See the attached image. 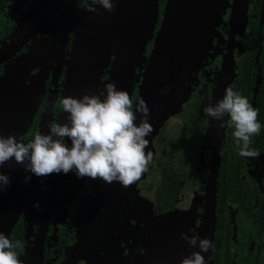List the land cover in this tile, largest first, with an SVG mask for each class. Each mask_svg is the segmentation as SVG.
Wrapping results in <instances>:
<instances>
[{"label":"flooded vegetation","instance_id":"flooded-vegetation-1","mask_svg":"<svg viewBox=\"0 0 264 264\" xmlns=\"http://www.w3.org/2000/svg\"><path fill=\"white\" fill-rule=\"evenodd\" d=\"M234 2L229 0L213 34L190 98L154 138L153 159L131 201L114 193L115 182L79 178L75 170L37 177L14 158L0 168L31 176L9 237L13 244H23L21 260L66 264L80 255L74 264H142L138 248L145 250L149 244L136 242L141 237L152 239L158 229L165 243L177 240L178 255L185 257L200 249L181 233L192 236L195 229L214 245L202 253L207 264H264V0L248 1L246 21L234 18ZM166 3L159 0L156 32ZM91 6L92 0H0V115L16 105L11 119H0V134H15L27 143L36 133H50L53 120L68 123L60 101L88 93L83 87V79L89 80L83 58L75 61L74 55L77 30L83 29ZM154 40L155 35L146 45L147 57ZM114 59L115 55L107 62L93 94L111 82ZM142 70L138 67L137 72ZM77 77L80 80L72 83ZM133 84L134 107L140 81ZM233 84L234 91L258 111L261 129L249 148L259 152V158L239 154L242 142L234 137L235 126L227 122L228 116L221 128L220 121L204 113L209 102L217 103ZM37 99L30 125L19 134L24 103L31 105ZM65 142L71 146L70 138ZM113 198L116 227L95 263L89 245L96 232L108 231ZM161 253L167 255V244L161 243Z\"/></svg>","mask_w":264,"mask_h":264},{"label":"water","instance_id":"water-1","mask_svg":"<svg viewBox=\"0 0 264 264\" xmlns=\"http://www.w3.org/2000/svg\"><path fill=\"white\" fill-rule=\"evenodd\" d=\"M120 1H123L120 7L123 11L118 13L117 17L119 21L120 17L129 11H131V16L134 19V23L130 28L132 30L129 34L130 38L128 37L127 39L129 42L131 39L133 46L127 49L121 58H119V49L114 50L113 48L106 53L100 64L88 66L87 74L89 75V80H83V87L87 89V94H93L99 85L103 70L107 67V62L111 56L115 55L110 81L116 84L117 89L126 90L130 98L134 89L133 83L135 79L136 81H140L133 110H135L140 98L145 100L150 109L149 122L153 125V131L146 137L149 140V145L145 151L147 152L149 149L153 151V140L166 120L185 105L194 90V83L205 60L213 34L219 26L220 17L227 4V0H167L163 18L157 32L156 27L160 14L159 0ZM248 1L235 0L234 18H241L246 21ZM130 4H133V7L130 8ZM96 9L97 11L92 12L90 17L83 20V29L77 30V59L83 58V61L87 57L88 59H92L90 55L93 53H90L93 47L89 46L86 48L87 44L92 40L91 45H97V41L100 40L101 35H104L106 32L108 33L113 19L116 17L115 12L111 11L110 16L106 20V9L101 5H98ZM243 11L244 17H242ZM68 20L67 18L66 21ZM119 27L123 28L122 22L113 28V30H119ZM114 31L112 34H114ZM154 35L153 48L149 56L146 57L144 55L146 45ZM87 36L91 37V40H88V42ZM95 60L98 61L100 59ZM137 67L142 68L143 72L138 73ZM38 101L37 99L32 103L33 106L28 112L26 110L27 105L24 103V121L23 127L18 130L19 134L24 133L30 125ZM141 118V114H138L137 124L140 123ZM6 174H11V183L5 190L0 191V232L9 238L23 203L26 173L25 171L22 173V171L10 169ZM137 182L128 188H124L119 182H115L114 193L117 191L118 197L123 193L127 196L125 199L131 201L134 193L137 191ZM120 202L125 206L128 204L122 200ZM110 204L111 207L109 208L108 215L109 220L112 222L108 225V231L96 232L95 237L89 245L92 249V257L90 258L95 263L99 260L100 253L111 242L113 231L116 227L112 225L113 219L115 220L116 217L114 218V215L111 213L115 204L114 198L113 201H110ZM81 243L79 241L77 245ZM147 244H149V247L139 257L142 264H144L146 258L150 262L153 258L156 261L161 259V264H180L182 261L181 256H170L167 254L160 258L158 254L152 255L151 241H143L140 246ZM80 249L81 246L78 247V250ZM79 257L81 256H76L73 263L67 262L66 264H74Z\"/></svg>","mask_w":264,"mask_h":264},{"label":"clouds","instance_id":"clouds-1","mask_svg":"<svg viewBox=\"0 0 264 264\" xmlns=\"http://www.w3.org/2000/svg\"><path fill=\"white\" fill-rule=\"evenodd\" d=\"M94 4L109 12L114 10V0H92V6L87 8L89 12L97 11ZM235 87L228 85L223 98L215 104L210 101L204 113L220 121L221 128L226 123L223 118L228 116L227 122L235 126L234 137L242 142L239 154L259 158L260 153L249 148L251 138L261 129L258 111L245 96L234 91ZM60 104L63 112L68 113V123L53 120L50 133H36L27 143L18 141L15 134H0V168L14 158L25 171L37 177L75 170L79 178L99 179L105 184L119 182L124 188L131 187L147 172L153 153L150 149L145 151L149 145L146 137L152 133L153 125L143 98L133 110L129 93L109 82L98 95L86 92L82 97L64 96ZM138 114L142 116L139 124L136 123ZM66 138L71 140L70 147ZM30 179L31 176L26 177V181ZM10 183V175L0 171V191ZM191 231L192 236L181 233V237L193 247L198 245L200 250L185 256L180 264H207L202 253L214 245L210 239L201 238L195 229ZM23 248L20 241L13 244L0 232V264H26L19 258ZM138 252L143 253L144 249L138 248Z\"/></svg>","mask_w":264,"mask_h":264},{"label":"bare ground","instance_id":"bare-ground-1","mask_svg":"<svg viewBox=\"0 0 264 264\" xmlns=\"http://www.w3.org/2000/svg\"><path fill=\"white\" fill-rule=\"evenodd\" d=\"M123 2V1H122ZM122 2L120 0H114V10L112 11L113 13L115 12L116 14V17L113 19V23L111 24V27H110V30L108 31V33L106 32L104 35H101V38L99 41H97V45H91V43L93 42L91 40V37L89 38L88 36L86 37L87 38V42L88 40L90 41V43L87 44L86 48H88L89 46L93 47L92 49V52L90 54V57L92 59H88V57L83 61V71L84 70H87L88 72V69L87 67L88 66H95L97 64H99L100 62L103 61L105 55L107 52H109L111 49L114 48L115 49H119V53H120V56L119 58H121L122 55H124L126 53V50L131 48L133 45H132V41L130 39V42L127 40L128 37L130 38L129 34L131 33L132 30H130L131 26L133 25L134 23V19L133 17L131 16V11H129L127 14H124L120 17V21L122 22L123 24V28L122 27H119L118 29L119 30H113V28H115L119 23H121L118 19V13H120L121 11H123V9H120L121 5H122ZM118 4V5H117ZM133 7V4H130V8ZM140 9V7H138ZM105 9V8H104ZM137 10V9H136ZM107 11V10H106ZM139 11V10H138ZM68 14V13H67ZM66 14V15H67ZM111 12L107 11V15H106V20L107 18L110 16ZM65 15V16H66ZM105 20V21H106ZM114 31V34H112ZM90 33H92V31H90ZM92 36V35H90ZM116 41V42H115ZM96 47V48H95ZM84 49V48H83ZM97 49H99L97 51ZM101 50V51H100ZM94 51V52H93ZM75 61L77 60V57H78V48H77V44H76V47H75ZM95 59H100L98 61H96ZM78 61V60H77ZM27 65V64H26ZM78 72V71H77ZM77 72L75 73V75H77ZM85 73H83V76H84ZM87 75V74H86ZM80 76V75H79ZM86 79H87V76H84ZM80 80V77L78 78H72V83H75L77 81ZM84 80V79H83ZM80 83V82H79ZM76 85V84H75ZM30 104L27 105V112L31 110L33 104ZM15 104H13L12 106V110H11V107L8 108L6 111H4L3 113H1L0 115V119H6L9 117V119L12 118V113H15ZM24 112V111H23ZM24 117V116H23Z\"/></svg>","mask_w":264,"mask_h":264},{"label":"rangeland","instance_id":"rangeland-1","mask_svg":"<svg viewBox=\"0 0 264 264\" xmlns=\"http://www.w3.org/2000/svg\"><path fill=\"white\" fill-rule=\"evenodd\" d=\"M228 4H229V0H227V4L225 5V7H224V9H223V12H222V14H221V17H220V21H223V15L226 13V10H227V8H228ZM99 4H94L93 5V7H97ZM99 8V7H98ZM91 14H92V12H89L88 13V15L87 16H85L84 17V19L83 20H85L86 18H88V17H90L91 16ZM221 23V22H220ZM150 41V40H149ZM146 53H147V48H146V51H145V56H146ZM147 57V56H146ZM137 69H138V67H137ZM142 72H143V70H142ZM186 104V103H185ZM185 106V105H184ZM183 106V107H184ZM182 107V108H183ZM181 108V109H182ZM181 109L178 111V112H180L181 111ZM177 112V113H178ZM176 114V113H175ZM159 230V232H158V234L157 233H155V236L152 238V239H144V240H142V237H141V241H137L136 243L140 246L141 245V243L143 242V241H151V246H152V251H151V254L152 255H154V254H158V255H160V258H162L164 255H162V253H161V243L163 244V245H165V244H167L168 245V253L167 254H169L170 256H181V255H178V248H177V245H176V241L177 240H170V239H167V243H165V240H163V238H162V236H161V231H160V229H158ZM161 240H163V242L161 241ZM175 243V247L172 245V244H174ZM170 245H172L171 247H170ZM111 248H112V252H113V249L115 248L114 247V244H112V246H111ZM181 258L183 259L184 257H182L181 256ZM104 262H108L107 260H105ZM144 264H161V259H159V260H155V258H153L152 260H151V262L149 261V260H147V258L145 259V261H144Z\"/></svg>","mask_w":264,"mask_h":264},{"label":"trees","instance_id":"trees-1","mask_svg":"<svg viewBox=\"0 0 264 264\" xmlns=\"http://www.w3.org/2000/svg\"><path fill=\"white\" fill-rule=\"evenodd\" d=\"M136 82H138V81H136ZM12 234H14V231H13V233ZM12 236V235H11Z\"/></svg>","mask_w":264,"mask_h":264}]
</instances>
